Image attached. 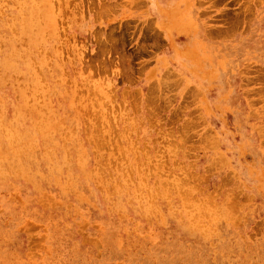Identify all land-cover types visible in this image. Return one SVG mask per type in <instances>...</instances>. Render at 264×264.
I'll use <instances>...</instances> for the list:
<instances>
[{
    "label": "rangeland",
    "instance_id": "1",
    "mask_svg": "<svg viewBox=\"0 0 264 264\" xmlns=\"http://www.w3.org/2000/svg\"><path fill=\"white\" fill-rule=\"evenodd\" d=\"M0 264H264V0H0Z\"/></svg>",
    "mask_w": 264,
    "mask_h": 264
}]
</instances>
